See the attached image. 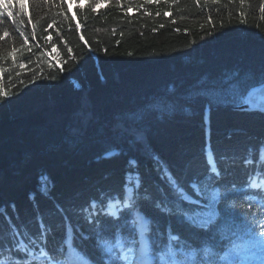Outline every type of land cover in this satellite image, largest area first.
<instances>
[{
  "label": "trees",
  "instance_id": "1",
  "mask_svg": "<svg viewBox=\"0 0 264 264\" xmlns=\"http://www.w3.org/2000/svg\"><path fill=\"white\" fill-rule=\"evenodd\" d=\"M0 68L5 264L24 257L20 237L66 264L69 231L72 246L97 259L92 229L109 199L123 202L129 174L151 194L143 211L161 232L171 223L182 236H204L155 208L157 199L177 198L169 175L198 202L185 207L196 209L212 189L223 197L256 170L242 158L264 144V113L209 105L201 91L264 83V0H25L23 12L6 0ZM219 208L224 224L223 199Z\"/></svg>",
  "mask_w": 264,
  "mask_h": 264
},
{
  "label": "snow or ice",
  "instance_id": "2",
  "mask_svg": "<svg viewBox=\"0 0 264 264\" xmlns=\"http://www.w3.org/2000/svg\"><path fill=\"white\" fill-rule=\"evenodd\" d=\"M17 2L23 12L25 0ZM69 2L75 3L76 0ZM147 2L160 3V0ZM211 2L217 4L219 0ZM5 3L6 0H0V15L5 10ZM7 3L10 7L11 0H7ZM7 14L9 17L13 15L10 10ZM3 72L4 69L0 68V80ZM2 91L0 89V93ZM201 94L208 98L209 105L232 104L249 112H264V83L253 85L247 91L223 90L212 85L203 89ZM114 154L118 155V152H106L105 157ZM208 159L212 163L211 171L219 175L211 152ZM242 159L246 167L255 165L256 170L249 175L248 182L243 186L232 185L231 191L225 190L223 197L221 188L217 186L211 190L208 203L202 208L185 207V204L198 202L169 175L170 187L177 198L157 199L153 201L154 206L165 215L176 216L178 223L206 233L204 236L193 235L191 239L175 232L171 223L164 232L160 231L159 221L143 211L142 201H152L151 194L140 191L141 179L138 174H129L131 186H125L123 202L119 198H115L114 202L109 199L104 213L106 219L98 221L92 229L91 238L95 240L99 253L97 259L74 248L73 235L71 231L68 232L64 243L74 264H264V171H261L264 144L258 150L250 147ZM131 163L135 164V161ZM192 187L198 188V183L193 181ZM221 199L225 201L224 214L227 217L224 224L219 223L222 216L219 208ZM91 207L95 209L97 202L93 201ZM109 221L114 230H110ZM89 238L88 235L83 236L85 240ZM16 250L24 254L19 264H62L55 253L34 237L27 241L20 237ZM3 252L0 249V254ZM0 264H5V260L0 259ZM8 264H17L16 258L13 257Z\"/></svg>",
  "mask_w": 264,
  "mask_h": 264
},
{
  "label": "rangeland",
  "instance_id": "3",
  "mask_svg": "<svg viewBox=\"0 0 264 264\" xmlns=\"http://www.w3.org/2000/svg\"><path fill=\"white\" fill-rule=\"evenodd\" d=\"M23 258H24V257H21L20 260H22ZM67 262H68L69 264H74V259H73V257H72V256H69ZM68 263H67V264H68Z\"/></svg>",
  "mask_w": 264,
  "mask_h": 264
},
{
  "label": "water",
  "instance_id": "4",
  "mask_svg": "<svg viewBox=\"0 0 264 264\" xmlns=\"http://www.w3.org/2000/svg\"><path fill=\"white\" fill-rule=\"evenodd\" d=\"M257 95H259V93H257ZM240 109H243V108H240ZM260 112V111H259ZM264 113V112H263Z\"/></svg>",
  "mask_w": 264,
  "mask_h": 264
}]
</instances>
